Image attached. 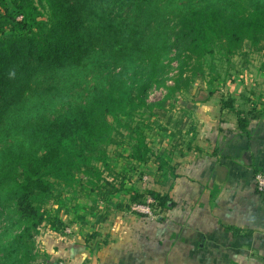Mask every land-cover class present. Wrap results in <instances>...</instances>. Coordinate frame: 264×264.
Returning a JSON list of instances; mask_svg holds the SVG:
<instances>
[{
    "label": "trees",
    "instance_id": "1",
    "mask_svg": "<svg viewBox=\"0 0 264 264\" xmlns=\"http://www.w3.org/2000/svg\"><path fill=\"white\" fill-rule=\"evenodd\" d=\"M219 1L228 2L0 0V264H36L34 242L55 194L108 185L100 166L109 168V147L127 143L131 159L149 161L138 118L156 117L205 78L208 56L230 60L247 44L264 50V2ZM82 76L94 85L78 103L70 99ZM153 89L167 94L149 103ZM58 102L64 112L41 118ZM222 107L235 112L231 99ZM236 114L247 133L249 119ZM147 198L171 212L170 194L154 190L134 193L131 204Z\"/></svg>",
    "mask_w": 264,
    "mask_h": 264
},
{
    "label": "crops",
    "instance_id": "2",
    "mask_svg": "<svg viewBox=\"0 0 264 264\" xmlns=\"http://www.w3.org/2000/svg\"><path fill=\"white\" fill-rule=\"evenodd\" d=\"M248 72L222 83L223 96L194 95L171 128V222L160 223L171 239L142 241L109 264H264V195L254 180L264 173V71L252 80ZM236 112L249 119L247 133ZM129 244L137 243L117 248Z\"/></svg>",
    "mask_w": 264,
    "mask_h": 264
},
{
    "label": "rangeland",
    "instance_id": "3",
    "mask_svg": "<svg viewBox=\"0 0 264 264\" xmlns=\"http://www.w3.org/2000/svg\"><path fill=\"white\" fill-rule=\"evenodd\" d=\"M189 1L194 5L213 2L219 6H224L228 2L182 0L185 4ZM263 63L264 50L258 52L248 44L241 53L230 60L219 52H215L214 56H208L205 78L196 79L189 91L177 95L172 105L169 104L165 110H155L158 113L156 117L146 113L144 117L138 118L137 124L146 134L147 143L152 150L147 163H138L131 159L127 143L108 148L109 168L104 169L100 166L103 172L102 179H105L113 190H120L119 192L110 195L111 188H107L109 186L103 181L98 182L96 187L86 183L85 188L79 187L77 191L69 188L59 189L50 209L52 218L44 224L34 242L35 263L109 264L111 258L114 260L122 256L135 255V252L140 250L137 246L142 241L171 239L169 230L159 223V219L167 218L169 224L171 212L163 213L159 207L153 206L156 205L154 203L151 204L153 207H149L148 198L142 209L149 208L152 216L142 209L134 211L135 205L131 204L132 196L134 193L147 194L154 189L162 194H170L171 128L173 129L176 121L184 119L183 114L187 112L186 101H191L194 95L206 96L210 91L217 96L225 95V86L221 84L243 77L246 70H249L248 80L260 79V72L257 71ZM176 67L177 64H173L169 70L170 79L176 75ZM80 79L77 91L73 92L70 99L78 103L82 100L80 95L87 93L94 85L90 76H82ZM168 84L172 85V82L169 81ZM166 94L164 89H153L148 102H159ZM65 109L66 107L59 102L55 105L49 104L43 109L41 118L54 119ZM163 162L169 163L170 169ZM161 166L162 170L159 169ZM140 215L146 216L148 221ZM158 227H161L162 233L160 230L156 233ZM121 241L137 244L134 248L135 244H129V247L120 250L117 247ZM156 250L158 249L154 247L146 252L151 255V252Z\"/></svg>",
    "mask_w": 264,
    "mask_h": 264
},
{
    "label": "built area",
    "instance_id": "4",
    "mask_svg": "<svg viewBox=\"0 0 264 264\" xmlns=\"http://www.w3.org/2000/svg\"><path fill=\"white\" fill-rule=\"evenodd\" d=\"M254 180H255V184H256V188L259 191V193L264 195V173H257L254 176ZM149 200V207H151V204L154 203V201L152 199H148ZM142 206L144 205H135L134 207V211H141ZM143 212L148 213L150 216H152V213H150L149 208L147 209H142Z\"/></svg>",
    "mask_w": 264,
    "mask_h": 264
}]
</instances>
